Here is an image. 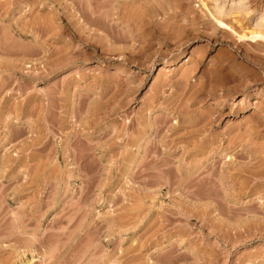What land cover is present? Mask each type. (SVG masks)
Wrapping results in <instances>:
<instances>
[{
    "label": "rangeland",
    "instance_id": "374dc122",
    "mask_svg": "<svg viewBox=\"0 0 264 264\" xmlns=\"http://www.w3.org/2000/svg\"><path fill=\"white\" fill-rule=\"evenodd\" d=\"M238 1L0 0V264H264Z\"/></svg>",
    "mask_w": 264,
    "mask_h": 264
},
{
    "label": "bare ground",
    "instance_id": "6f19581e",
    "mask_svg": "<svg viewBox=\"0 0 264 264\" xmlns=\"http://www.w3.org/2000/svg\"><path fill=\"white\" fill-rule=\"evenodd\" d=\"M237 5H239V7H241L242 5V0L236 2ZM236 5V4H235ZM242 8V7H241ZM214 9H215V12L218 14V15H221L222 12H223V6H220L217 2L214 3ZM255 25L257 26V30L255 31H252L250 32L251 35L254 36H263L264 37V16L260 14L259 15H256L255 16ZM29 246V245H28ZM26 260V258H24ZM31 260V258H30ZM29 260V261H30ZM27 261V260H26Z\"/></svg>",
    "mask_w": 264,
    "mask_h": 264
}]
</instances>
